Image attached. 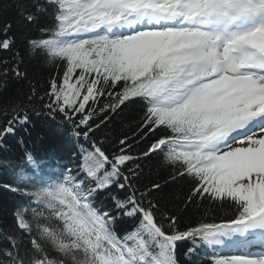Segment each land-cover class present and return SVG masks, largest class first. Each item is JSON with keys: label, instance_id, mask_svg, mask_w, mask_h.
Here are the masks:
<instances>
[{"label": "snow or ice", "instance_id": "snow-or-ice-1", "mask_svg": "<svg viewBox=\"0 0 264 264\" xmlns=\"http://www.w3.org/2000/svg\"><path fill=\"white\" fill-rule=\"evenodd\" d=\"M0 17V264H264V0H0ZM37 118L67 126V154L27 147ZM203 205L231 215L183 223Z\"/></svg>", "mask_w": 264, "mask_h": 264}, {"label": "trees", "instance_id": "trees-1", "mask_svg": "<svg viewBox=\"0 0 264 264\" xmlns=\"http://www.w3.org/2000/svg\"><path fill=\"white\" fill-rule=\"evenodd\" d=\"M7 17H0V24H3L4 19ZM29 73V79L33 82H38L40 85L46 86L52 73L55 71L50 66H45L42 62L40 64H30L27 67ZM23 88L27 90L28 83L24 84H12L11 92H15L18 89ZM135 110H129L124 114L122 119L125 122L130 123L135 119ZM118 123V122H117ZM67 126L60 125L58 123L45 124L42 123L38 118L35 126L31 130V136L27 137V147L32 148L33 145L39 150V154L43 155L45 152L57 153L58 155H65L69 151V145L66 142V138L69 133L66 131ZM14 151H20L19 148H13ZM163 175V173L154 164L145 168V183L149 180H156ZM4 177H0L2 181ZM9 206L11 201L8 202ZM182 215L183 223L189 221H200L206 222H219L221 219H226L231 215V209L227 207L203 205L199 207H193L188 211L187 216Z\"/></svg>", "mask_w": 264, "mask_h": 264}]
</instances>
